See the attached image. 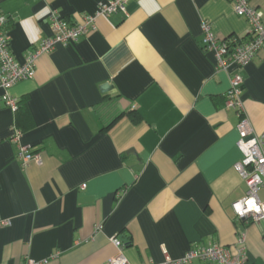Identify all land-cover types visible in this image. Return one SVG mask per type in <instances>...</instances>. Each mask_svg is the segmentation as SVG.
Wrapping results in <instances>:
<instances>
[{"label": "crops", "instance_id": "obj_1", "mask_svg": "<svg viewBox=\"0 0 264 264\" xmlns=\"http://www.w3.org/2000/svg\"><path fill=\"white\" fill-rule=\"evenodd\" d=\"M105 1L0 0L15 58L52 36V12L75 23ZM251 3L264 12V0ZM127 9L42 55L35 77L9 90L22 112L3 104L0 88V221L10 222L0 264H110L121 251L129 264H165L212 244L237 256L241 239L245 264H264V219L233 208L247 184L236 169L241 115L225 107L231 78L242 76L245 116L264 132V52L224 71L202 34L210 22L221 39H246L247 19L229 0ZM17 130L41 165L17 159Z\"/></svg>", "mask_w": 264, "mask_h": 264}, {"label": "built area", "instance_id": "obj_2", "mask_svg": "<svg viewBox=\"0 0 264 264\" xmlns=\"http://www.w3.org/2000/svg\"><path fill=\"white\" fill-rule=\"evenodd\" d=\"M133 1L137 0L101 2L94 15H82L75 23H70L59 13L52 12L50 15L52 36L42 39L37 48L28 52L22 63L15 58L11 39L6 32L8 17L0 13V88L4 91L1 97L3 104L16 113L20 101L12 96L9 90L21 81L32 80L35 77L38 61L42 55L52 52L57 46L77 43L89 31H96L99 17L126 14L129 4ZM229 1L233 4L235 13L247 19L249 23L246 39L238 41L221 39L214 33L210 22H204L202 26L204 50L215 55L218 68L224 71L231 67H245L264 52V12L256 8L251 0ZM243 90V77L235 75L231 78L230 88L225 95V107L237 110L241 115L238 124L240 136L238 148L242 153V159L236 164V169L247 184L246 196L235 202L233 208L239 218L258 221L264 219V197L261 195V191H264V132L261 135L255 134L250 120L245 116ZM22 138L23 132L20 130H17L12 137V142L17 146V159L23 166H28L30 163L41 165L43 163L41 153L32 146L23 144ZM9 225V221H0V227ZM112 242L120 250L125 247V242L120 236L114 237ZM239 244L240 253L237 256H232L223 246L212 244L195 247L176 260L167 258L165 264H191L195 260L217 264H245L244 239H241ZM23 264H42V262L27 260ZM110 264H129V260L121 251L118 256L110 260Z\"/></svg>", "mask_w": 264, "mask_h": 264}, {"label": "water", "instance_id": "obj_3", "mask_svg": "<svg viewBox=\"0 0 264 264\" xmlns=\"http://www.w3.org/2000/svg\"><path fill=\"white\" fill-rule=\"evenodd\" d=\"M113 89H114V87H113L111 84H109V83H106V84H104V85L101 87V90H102L103 92H112Z\"/></svg>", "mask_w": 264, "mask_h": 264}, {"label": "trees", "instance_id": "obj_4", "mask_svg": "<svg viewBox=\"0 0 264 264\" xmlns=\"http://www.w3.org/2000/svg\"><path fill=\"white\" fill-rule=\"evenodd\" d=\"M23 108H24V105H23L22 102L20 101V102H19V110L16 112V114L22 112ZM18 128H19V127H18ZM19 129L22 130L21 128H19ZM22 131H23V130H22ZM37 151H38V150H37Z\"/></svg>", "mask_w": 264, "mask_h": 264}, {"label": "rangeland", "instance_id": "obj_5", "mask_svg": "<svg viewBox=\"0 0 264 264\" xmlns=\"http://www.w3.org/2000/svg\"><path fill=\"white\" fill-rule=\"evenodd\" d=\"M262 197H264V196L262 195Z\"/></svg>", "mask_w": 264, "mask_h": 264}]
</instances>
